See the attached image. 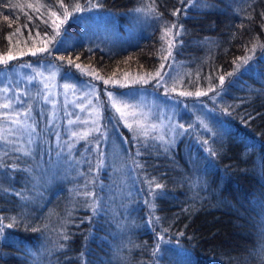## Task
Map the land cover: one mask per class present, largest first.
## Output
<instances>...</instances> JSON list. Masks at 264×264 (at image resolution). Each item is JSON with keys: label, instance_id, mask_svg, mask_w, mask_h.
Returning a JSON list of instances; mask_svg holds the SVG:
<instances>
[{"label": "trees", "instance_id": "1", "mask_svg": "<svg viewBox=\"0 0 264 264\" xmlns=\"http://www.w3.org/2000/svg\"><path fill=\"white\" fill-rule=\"evenodd\" d=\"M105 34L115 49L101 50ZM10 54L70 57L103 78L168 57L181 92L206 93L211 125L170 150L124 134L127 188L97 159L42 182L48 134L35 157L0 143V264H264V0H0Z\"/></svg>", "mask_w": 264, "mask_h": 264}, {"label": "rangeland", "instance_id": "2", "mask_svg": "<svg viewBox=\"0 0 264 264\" xmlns=\"http://www.w3.org/2000/svg\"><path fill=\"white\" fill-rule=\"evenodd\" d=\"M114 36L106 35L101 50L115 49ZM10 55L12 60L0 56V143L35 157L38 134H48L53 153L35 162L44 183L76 179L85 165L97 159L103 166L110 162L122 188H127L124 134L132 140L155 138L170 150L186 134L210 131L205 97L192 99L181 92L182 67L168 57L150 74L103 78L85 66L58 63L48 55L38 63ZM94 140L99 143L88 146L89 158L81 156L79 145Z\"/></svg>", "mask_w": 264, "mask_h": 264}, {"label": "snow or ice", "instance_id": "3", "mask_svg": "<svg viewBox=\"0 0 264 264\" xmlns=\"http://www.w3.org/2000/svg\"><path fill=\"white\" fill-rule=\"evenodd\" d=\"M53 15H55V13H53ZM6 19H7V17H6ZM61 23H62V21H61ZM58 27H59V25H57V28H58ZM57 44H59V41H57ZM57 50H59V49H57ZM37 51H38V52H46V51H48L47 45H46L44 48H39V49H37ZM32 54L35 55L36 53L33 52ZM12 59H13V57H12L11 55H9V56H8V60H12ZM58 59L61 60V61H63V60H65V57H64V56H60V57H58ZM68 62H69L70 64L73 63V61L71 60L70 57H68ZM76 67L79 68L80 66H79V65H76ZM157 75L159 76V73H158ZM223 80H224V77L221 76V77H220V81L223 82ZM105 83H107V81H105ZM187 94L190 95V93H187ZM111 95H112V93H109V96H111ZM196 95H197V96H200V95H206V93L197 92ZM4 107H5V108H8L9 105L5 104ZM180 127L182 128L183 125H180ZM57 135H59V134L57 133ZM73 135H75V133H74ZM223 139H224V134L222 133V134H220V136H219L217 142L222 141ZM203 143H207V141H204ZM210 154H211V155H215L216 153H215L214 150H210ZM137 155H139V152L137 153ZM157 187L159 188L160 185L157 184ZM8 227L11 228V227H12V224H9ZM5 239H7V237H5V236L3 235V226L0 225V241L5 240ZM26 255H30V250H26Z\"/></svg>", "mask_w": 264, "mask_h": 264}]
</instances>
